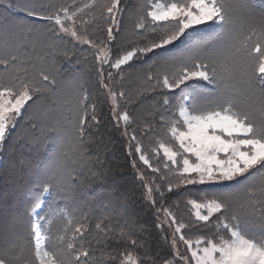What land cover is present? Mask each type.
I'll return each instance as SVG.
<instances>
[{
  "label": "snow or ice",
  "instance_id": "1",
  "mask_svg": "<svg viewBox=\"0 0 264 264\" xmlns=\"http://www.w3.org/2000/svg\"><path fill=\"white\" fill-rule=\"evenodd\" d=\"M0 176V264H264V4L0 0Z\"/></svg>",
  "mask_w": 264,
  "mask_h": 264
},
{
  "label": "trees",
  "instance_id": "2",
  "mask_svg": "<svg viewBox=\"0 0 264 264\" xmlns=\"http://www.w3.org/2000/svg\"><path fill=\"white\" fill-rule=\"evenodd\" d=\"M255 2L257 4H264V0H255ZM129 87H132V85H129ZM125 139L126 138L122 137L118 131H113L111 134V141H112L111 152L108 155L112 156L114 154L115 159L111 161V164L114 168L118 167V170L114 171L113 174L118 175V176H125L130 179L131 169L127 167L126 157L124 155L125 150H126ZM3 182H4V177L0 176V184H2ZM95 187L97 190H99L102 186L97 184ZM137 191H139L138 188H137ZM137 207L139 209L140 207L139 204L137 205ZM145 212H146L145 219L151 220L152 217L150 213H147L146 209H145Z\"/></svg>",
  "mask_w": 264,
  "mask_h": 264
}]
</instances>
